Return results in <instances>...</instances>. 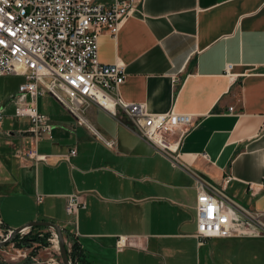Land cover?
Instances as JSON below:
<instances>
[{"label": "crops", "instance_id": "0c3cea01", "mask_svg": "<svg viewBox=\"0 0 264 264\" xmlns=\"http://www.w3.org/2000/svg\"><path fill=\"white\" fill-rule=\"evenodd\" d=\"M97 42L99 61L125 64V101L194 118L180 137L183 166L124 115L91 104L86 119L115 140L105 146L48 93L36 104L51 138L34 141L28 119L13 114L24 77L0 75L2 228L71 230L66 197L76 192L80 264H264V235L195 237L198 177L264 220V0H133L117 34ZM32 149L46 159L28 158Z\"/></svg>", "mask_w": 264, "mask_h": 264}, {"label": "built area", "instance_id": "2783aa9c", "mask_svg": "<svg viewBox=\"0 0 264 264\" xmlns=\"http://www.w3.org/2000/svg\"><path fill=\"white\" fill-rule=\"evenodd\" d=\"M132 6L133 0H0V75L24 77L13 97V114L28 119L34 141L51 138L49 117L36 104L40 95L48 93L105 146L113 148L115 140L101 135L86 119L85 111L91 104L113 117L124 115L145 141L174 165H182L180 137L194 124V118L174 111L151 113L142 103L125 101L120 94L125 64L102 63L98 58V36L104 30L115 36ZM2 116L0 108V125ZM176 132L180 135L174 140ZM75 154L72 148L70 155ZM25 155L35 162L46 159L34 149ZM195 185V237L199 244L211 237L264 235L261 214L239 207L199 177ZM66 198L65 211L72 217L77 236V214L85 203L80 193ZM0 231V239L11 231L2 228L1 219ZM125 242V237H118L117 248ZM66 247L72 263L79 264L71 254L72 246ZM46 263L63 264L60 257Z\"/></svg>", "mask_w": 264, "mask_h": 264}, {"label": "rangeland", "instance_id": "374dc122", "mask_svg": "<svg viewBox=\"0 0 264 264\" xmlns=\"http://www.w3.org/2000/svg\"><path fill=\"white\" fill-rule=\"evenodd\" d=\"M63 235L66 245L72 246V256L78 260L73 253V243L77 242L73 225L71 230L64 228ZM59 257L56 233L46 227L28 228L16 240L0 247V264H47V260Z\"/></svg>", "mask_w": 264, "mask_h": 264}, {"label": "water", "instance_id": "95a60500", "mask_svg": "<svg viewBox=\"0 0 264 264\" xmlns=\"http://www.w3.org/2000/svg\"><path fill=\"white\" fill-rule=\"evenodd\" d=\"M39 226L53 229L55 231L56 236H57L59 253H60V257H61L63 264H73L69 257L66 243L64 240L63 226H61L60 224L51 222V221H30L23 226L11 229V231L6 235L4 239H0V247H4L5 245L11 243L16 236L24 232L26 229L32 228V227H39Z\"/></svg>", "mask_w": 264, "mask_h": 264}, {"label": "trees", "instance_id": "16d2710c", "mask_svg": "<svg viewBox=\"0 0 264 264\" xmlns=\"http://www.w3.org/2000/svg\"><path fill=\"white\" fill-rule=\"evenodd\" d=\"M18 238V236H16L15 238H14V240H16ZM13 240V241H14ZM25 240H27L26 238H25ZM79 246H78V244L76 243V242H74L73 243V253L75 254V255H77V257L80 259V250H79Z\"/></svg>", "mask_w": 264, "mask_h": 264}]
</instances>
